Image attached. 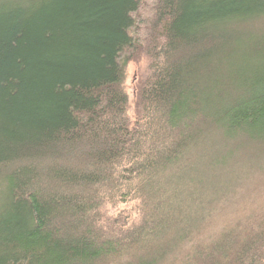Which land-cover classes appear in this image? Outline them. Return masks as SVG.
I'll list each match as a JSON object with an SVG mask.
<instances>
[{"label": "trees", "instance_id": "1", "mask_svg": "<svg viewBox=\"0 0 264 264\" xmlns=\"http://www.w3.org/2000/svg\"><path fill=\"white\" fill-rule=\"evenodd\" d=\"M0 264H264V0H0Z\"/></svg>", "mask_w": 264, "mask_h": 264}, {"label": "rangeland", "instance_id": "2", "mask_svg": "<svg viewBox=\"0 0 264 264\" xmlns=\"http://www.w3.org/2000/svg\"><path fill=\"white\" fill-rule=\"evenodd\" d=\"M146 69V59H141L138 62L131 61L126 68V78L124 81L125 91L128 97V114L131 119L134 118V103L136 96V86L144 76ZM133 202L118 203L116 205L107 204L105 210L107 214L117 213L120 211H129L132 208ZM134 215V212L130 213ZM131 216V217H132Z\"/></svg>", "mask_w": 264, "mask_h": 264}]
</instances>
